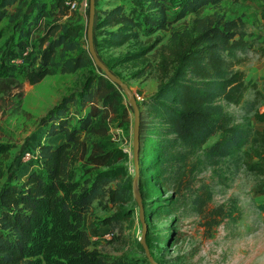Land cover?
Wrapping results in <instances>:
<instances>
[{
	"label": "trees",
	"instance_id": "obj_1",
	"mask_svg": "<svg viewBox=\"0 0 264 264\" xmlns=\"http://www.w3.org/2000/svg\"><path fill=\"white\" fill-rule=\"evenodd\" d=\"M221 1L130 0L128 7L121 2L103 10L102 16L96 17L94 28L108 36L110 46H120L137 36L132 29L138 23L149 31L166 29L174 21ZM36 2L34 8H26L20 0H0V39L5 31L10 33L0 46L1 116L9 110L6 97L20 96L10 95L20 79L33 85L48 75L72 74L89 64L81 41L74 38L77 28L67 24L45 22L43 34L29 43L46 10L45 3ZM68 13L75 14L62 0H53L48 9V16L57 19ZM260 17L264 20V4ZM106 27L118 28L103 30ZM172 43L175 49L169 52L174 56L168 65L171 71L147 99L149 111L188 151L203 150L210 160L233 157L236 165L240 163L248 172L264 178V127L240 126L223 104L242 103L251 89L256 99L264 97L241 68L249 52L255 50L256 38L240 18L213 13L194 18L188 31L173 33ZM31 47L38 51L28 52ZM15 57L22 62L14 63ZM116 88L103 74L91 76L77 97L66 98L45 125L49 127L46 136L61 134L64 139L57 144L40 143L38 155L27 162L30 171L20 182L13 178L2 182L3 160L8 157L9 147L0 143V264H122L103 259L92 248L84 227V217L96 200L116 209L98 220L104 226L112 228L130 214L123 207L133 198L132 184L124 180L122 167H111L112 160L123 152L93 138L106 131L104 127L97 132V124H107L110 113L118 112L120 92ZM68 103L79 107L75 122L70 121ZM83 109L87 110L85 114ZM252 111L254 119L264 123V109L252 107ZM141 131L140 116V142ZM215 135L218 138L214 143L205 147ZM185 155L180 152L178 157L182 160ZM80 163L89 167L75 178ZM105 166L104 170L98 169ZM195 204L209 231L228 216L221 206L205 213V203L200 198ZM258 209L264 214V202ZM146 244L150 250L148 240Z\"/></svg>",
	"mask_w": 264,
	"mask_h": 264
},
{
	"label": "rangeland",
	"instance_id": "obj_2",
	"mask_svg": "<svg viewBox=\"0 0 264 264\" xmlns=\"http://www.w3.org/2000/svg\"><path fill=\"white\" fill-rule=\"evenodd\" d=\"M23 1L27 3L33 0ZM51 1L38 0L45 3L47 14L37 24L29 43L43 34L45 22H59L57 17L48 16ZM121 2L128 7L130 0H95L94 26L96 17H101L103 10H110ZM81 4L79 9L77 0L75 14L62 19V22L77 28L74 38L81 41V47L86 51L83 56L89 64L72 74L48 75L33 85L20 79L19 86L12 88L10 95L20 96H7L9 110L4 116L0 112V143L9 147L8 157L3 160L2 182L10 178L14 182H20L30 171L27 162L39 153L38 145L44 141L50 144L61 140L46 136L49 128L45 126L46 122L66 98L77 97L88 77L105 76L88 51V0H82ZM262 4L264 0H222L216 6L174 21L166 29L155 31H149L138 23L132 29L137 32V36L120 46H110L106 40L108 36L94 28L93 41L98 57L130 88L142 119L137 187L142 195L147 227L145 241L150 243V252L158 264H264V214L258 209V205L264 202V178L248 172L240 163L236 165L233 157L210 160L203 155V150L188 151L174 140L165 125L149 111L146 103L164 75L171 71L168 65L174 59L173 55H169L175 49L172 43L173 33L188 31L194 18L213 13L240 18L245 22L248 32L256 38L255 50L249 52L248 60L241 68L245 70L247 79L255 83L264 95V20L260 17ZM117 28L106 27L103 30ZM9 35L5 31L4 37L0 39V46ZM27 50H33V53L38 51L33 47ZM13 60L14 63L22 62L18 57ZM165 61L168 62L167 65ZM116 89L120 92L118 112L110 113L107 124H97V132L104 127L106 131L105 134H95L93 138L103 145L122 150L123 155L114 158L111 167H122L124 180L132 184L134 112L124 91L118 85ZM16 101L19 103L16 104ZM223 104L233 121L240 126L248 129L264 127V123L254 119L252 111V107L264 109V97L256 99L252 89L247 92L242 103ZM66 108L70 121L75 122L79 111L77 103H68ZM86 111L83 109L81 112L85 114ZM217 138L218 135L211 137L205 147L214 143ZM180 152L186 153L182 160L178 157ZM88 167L80 163V171L75 178H79ZM207 193L210 194L209 197ZM198 196L205 203V213L221 206L228 214L210 231L205 226V220L196 211L195 201L199 200ZM123 208L130 211L128 218L111 228L100 224L98 220L113 214L115 207L103 201L93 205L84 217V227L90 236L91 246L107 261L150 264L139 242L142 224L134 198ZM107 231L114 235L106 238Z\"/></svg>",
	"mask_w": 264,
	"mask_h": 264
},
{
	"label": "water",
	"instance_id": "obj_3",
	"mask_svg": "<svg viewBox=\"0 0 264 264\" xmlns=\"http://www.w3.org/2000/svg\"><path fill=\"white\" fill-rule=\"evenodd\" d=\"M94 18H95V0H88V23L86 29V38L88 43V51L92 56L95 65L100 68L105 76L114 84L118 85L124 93L127 95L130 104L132 105L134 112V125H133V135H132V156H133V166H134V176L132 178V193L133 198L138 205V217L142 224L141 237L139 239L142 245L144 254L150 264H158L150 253V250L145 241L146 235V223L144 219V208L142 204V197L137 187V179L139 176V147H140V114L136 98L133 95L130 88L101 61L98 57L96 50L94 48L93 41V31H94Z\"/></svg>",
	"mask_w": 264,
	"mask_h": 264
},
{
	"label": "crops",
	"instance_id": "obj_4",
	"mask_svg": "<svg viewBox=\"0 0 264 264\" xmlns=\"http://www.w3.org/2000/svg\"><path fill=\"white\" fill-rule=\"evenodd\" d=\"M21 2H22V5H24V7H28V6H30V7H32V8H34L36 5H37V2L36 1H38V0H33V1H30V2H25V1H23V0H20ZM79 1V9H81V6H82V0H78ZM53 2V0L51 1V3ZM74 12H76L77 11V8H76V10H73ZM47 13L46 12H43V14H42V16L40 17V19L38 20V23L39 22H41L42 21V19H43V17L46 15ZM69 16H71V14L70 13H68L67 15H65V16H63V17H61L60 19H58L59 20V22L60 23H63V24H65L64 22H62V19H64V18H66V17H69ZM37 23V24H38ZM37 26V25H36ZM36 28V27H35ZM35 28L33 29V31H32V35H31V37L34 35V31H35ZM30 37V38H31ZM29 40H31V39H29ZM30 59L31 58H29V57H27V61H30ZM30 65H31V63H29ZM31 66H36V65H31ZM55 138L54 139H61V140H59L58 142H56V140H55V143H50V144H57V143H59L60 141H62V139H64L63 137L64 136H62L61 134L60 135H56V136H54ZM42 143H48L47 141L45 142H42ZM99 202H101V201H98V200H96L95 202H94V206H96V205H98V203Z\"/></svg>",
	"mask_w": 264,
	"mask_h": 264
},
{
	"label": "built area",
	"instance_id": "obj_5",
	"mask_svg": "<svg viewBox=\"0 0 264 264\" xmlns=\"http://www.w3.org/2000/svg\"><path fill=\"white\" fill-rule=\"evenodd\" d=\"M63 5L67 7L69 10H76L77 8V0H62ZM114 235L113 232L107 231L105 233L106 238H111Z\"/></svg>",
	"mask_w": 264,
	"mask_h": 264
}]
</instances>
